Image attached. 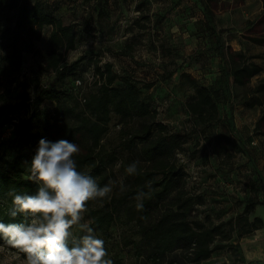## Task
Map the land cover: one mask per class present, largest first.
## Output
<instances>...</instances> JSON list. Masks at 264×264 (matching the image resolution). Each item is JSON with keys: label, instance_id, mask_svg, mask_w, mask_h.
Listing matches in <instances>:
<instances>
[{"label": "trees", "instance_id": "1", "mask_svg": "<svg viewBox=\"0 0 264 264\" xmlns=\"http://www.w3.org/2000/svg\"><path fill=\"white\" fill-rule=\"evenodd\" d=\"M199 1L204 8L207 29L223 61L230 99L231 115L227 119L226 130L218 137V146L224 152L233 150L245 155L264 187V176L237 133L231 103L232 87L244 88L246 94L242 104L248 109H261L254 134L264 136V77L250 86L252 79L263 71L252 61L259 56L248 57L243 51L236 52L225 46L209 0ZM262 2L264 4V0ZM58 7L57 0H0V12L4 9L12 12L8 23L0 27V49L3 52L0 55V88L10 87L17 81L25 54H38L37 43L46 27H51L50 50L40 69L46 68L53 73L49 86H43L37 80L36 93H24L19 102L13 103L0 94V222H25L23 214L15 217L7 214L11 207L7 193L13 187L21 194L36 193L38 184L26 179L34 156L26 149L38 146L43 138L50 142L64 139L78 144L80 152L74 157L78 170L90 174L101 186L114 180L113 168L117 163L125 170L131 162L139 161L140 174L125 175L127 191L121 192L114 187L110 197L87 204V215L94 221L91 226L104 240L113 264H120L114 253L117 247L130 248L144 264H203L214 253L232 248L235 237L242 239L261 230L264 220L259 216L250 218L253 209L261 202L248 203L240 214L219 223L210 218H191L195 207L203 204L204 199L187 189V172L176 159L181 149L180 138L158 120L157 111L144 100L138 82L129 75L117 73L110 62L95 64L92 73L97 89L84 92L85 81L80 78L78 69L85 57H79L72 63L65 60L64 52L76 47V30L56 14ZM249 24L251 27L260 26L263 20ZM249 40L264 47V33L258 32ZM77 79L82 84L71 88L69 82ZM179 85L180 90L183 87L191 89L186 106L200 124L212 126L218 123L219 106L208 86L187 72L180 74ZM45 101L54 102L55 108L50 122L42 130L35 131L34 124L41 117L40 109ZM114 117L122 127L118 148L110 149L105 140ZM12 125V136L2 140V134ZM117 149L123 154L120 155ZM146 182H151L152 191L150 198L144 201V210L139 211L134 196ZM95 203L99 206L93 208ZM123 224H130L132 231H125L114 239L113 229ZM0 243L19 253L4 245L3 241ZM239 253L243 261L241 249ZM216 264H235V261Z\"/></svg>", "mask_w": 264, "mask_h": 264}, {"label": "rangeland", "instance_id": "2", "mask_svg": "<svg viewBox=\"0 0 264 264\" xmlns=\"http://www.w3.org/2000/svg\"><path fill=\"white\" fill-rule=\"evenodd\" d=\"M53 2L55 0H45ZM57 15L76 30V47L65 51L68 63L84 56L78 74L85 81L84 92L95 91L89 79L95 64L110 62L119 74L131 76L142 88L143 98L157 111L159 121L168 125L181 141L176 159L187 172V189L200 194L204 203L197 205L192 219L210 218L214 223L226 221L240 214L245 205L261 202L250 214L264 220V187L258 180L250 160L233 150L222 151L218 146L219 135L226 130L230 117L229 97L223 74V61L219 56L212 35L207 29L204 8L199 0H57ZM215 13V21L225 46L233 51H243L252 61L260 65L262 73L255 76L250 86L264 77V47L256 46L249 37L264 33V4L262 0H209ZM12 12H0V27L8 23ZM263 20L260 26L249 23ZM51 27H46L42 39L37 43L38 54L27 53L17 81L10 87L0 88V94L13 103L23 99L24 93H36V81L49 86L53 81L51 70L45 64L50 50ZM1 51V49H0ZM3 53V52H2ZM191 73L199 82L213 92L219 106L220 119L212 126H204L192 116L186 102L192 91L187 87L180 90V74ZM71 80L69 86L75 89ZM151 87H147V85ZM246 94L244 88L232 87L231 103L234 106V123L238 135L244 140L264 176V136L254 134L255 122L260 107L248 109L242 104ZM55 103L45 101L41 106V117L34 124L40 131L49 123ZM122 125L118 118L111 122L105 140L111 148H118L119 131ZM36 147L26 150L35 155ZM120 151V149H117ZM10 154V153H9ZM120 151V155H122ZM114 180L125 177V170L117 163ZM99 206L95 203L94 207ZM85 220H90L87 212ZM75 228L73 231L75 232ZM131 226L121 225L112 232L114 239ZM244 241L248 255L247 264H264V227L250 235L232 241L233 247L218 251L203 264L232 262L245 264L239 250ZM0 262L5 257L12 264H23V257L0 243ZM120 264H144L130 248L114 250Z\"/></svg>", "mask_w": 264, "mask_h": 264}, {"label": "clouds", "instance_id": "3", "mask_svg": "<svg viewBox=\"0 0 264 264\" xmlns=\"http://www.w3.org/2000/svg\"><path fill=\"white\" fill-rule=\"evenodd\" d=\"M79 152L74 142L40 139L26 176L38 184L36 193L21 194L14 187L7 193L11 198L7 214H23L25 222H0V241L19 251L23 264H113L104 240L91 226L94 221L85 220L84 214L89 201L110 197L114 187L127 191L125 177L101 186L90 174L78 170L74 157ZM125 173L139 175V161L128 164ZM151 191V182H146L136 192L137 210H144ZM0 264H12V260L5 257Z\"/></svg>", "mask_w": 264, "mask_h": 264}, {"label": "built area", "instance_id": "4", "mask_svg": "<svg viewBox=\"0 0 264 264\" xmlns=\"http://www.w3.org/2000/svg\"><path fill=\"white\" fill-rule=\"evenodd\" d=\"M89 79H90V80H93V79H94V77H93V73L91 74V76H89ZM75 83H76L77 86H80V85L82 84V81H81L80 79H77ZM12 132H13V125L10 126V127H8V128L4 131V133H3L2 136H1V139H2V140H5V139L10 138V137L12 136Z\"/></svg>", "mask_w": 264, "mask_h": 264}, {"label": "crops", "instance_id": "5", "mask_svg": "<svg viewBox=\"0 0 264 264\" xmlns=\"http://www.w3.org/2000/svg\"><path fill=\"white\" fill-rule=\"evenodd\" d=\"M243 243H244V241L242 240L241 248H240L241 252H242V256H243L244 260H246V262L251 261V259H253V258L248 255L246 245H244Z\"/></svg>", "mask_w": 264, "mask_h": 264}]
</instances>
